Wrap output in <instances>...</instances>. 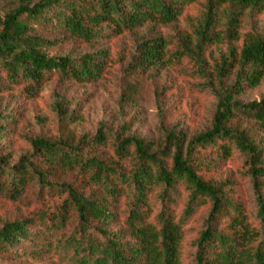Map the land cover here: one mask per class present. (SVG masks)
<instances>
[{
    "label": "trees",
    "instance_id": "1",
    "mask_svg": "<svg viewBox=\"0 0 264 264\" xmlns=\"http://www.w3.org/2000/svg\"><path fill=\"white\" fill-rule=\"evenodd\" d=\"M192 10L198 15L190 16ZM262 14L264 0H19L0 17V71L29 101L53 78L87 85L106 74V51L50 55L62 40L34 34L38 29L95 44L144 25H174V38L144 37L128 67L144 71L189 57L200 77L208 75L206 51L228 46L212 71L213 118L196 136L164 129L163 142L154 147L143 138L115 137L101 125L92 137L68 133L33 139L35 153L49 170L75 173L82 183L54 188L46 172L35 171L44 205L29 218L3 223L0 253L31 262L55 258L52 264H182L186 226L208 208L192 243L193 264H264V95L246 104L238 100L264 79V34L248 32L240 49L233 46L244 19ZM171 45L178 49L168 55ZM55 108L66 120L61 103ZM241 120L248 121L247 128ZM0 131L1 139V125ZM108 148L111 155L104 157ZM233 150L252 182L256 221L229 197L226 184L205 177L229 161ZM30 178L23 159L12 169L0 168V195L19 200ZM121 200L127 210L123 229L112 231L110 207Z\"/></svg>",
    "mask_w": 264,
    "mask_h": 264
},
{
    "label": "rangeland",
    "instance_id": "2",
    "mask_svg": "<svg viewBox=\"0 0 264 264\" xmlns=\"http://www.w3.org/2000/svg\"><path fill=\"white\" fill-rule=\"evenodd\" d=\"M18 5L19 0H0V17ZM189 15L194 17L198 12L192 10ZM181 24L182 22L178 27ZM177 29L174 25H144L133 33L115 36L95 44L63 38L59 31L38 29L34 34L46 39L62 40L49 49L50 55L106 51V74L100 81L87 85H78L72 81L60 82L53 78L44 84L38 98L32 101L24 99L19 89L8 85L5 74L0 71L3 88L0 93V125L5 129L0 139V168L12 169L23 159L31 174L28 189L22 198L11 202L0 195V227L7 221L29 218L35 210L43 207L39 197V178L35 171L46 172V181L54 185V188L63 183L75 186L82 183L75 173L49 170L46 163L35 153L31 145L33 139L54 140L68 133L74 138L92 137L96 135L98 127L103 125L112 131L115 137L143 138L157 147L163 142L164 129L182 131L187 138H191L210 126L216 98L209 86L215 84L212 71L219 64L220 56L227 54L226 44L206 51L208 75L202 77L195 73V62L189 57L180 61L168 60L144 71L128 67L144 37L174 38ZM251 31L264 34V14L244 19L240 39L234 42L233 46L240 49L246 33ZM177 49L176 45L168 46L167 54L171 55ZM263 95L264 79L258 87L247 89L238 100L246 104L259 100ZM57 103H61L65 113L62 116L66 117V120L59 119L55 108ZM236 123L237 121H234L232 125ZM240 124L243 128L249 125L245 120H241ZM261 147L264 151V144ZM102 154L109 157L111 149H105ZM124 168L130 171L132 166L126 164ZM246 169L241 155L233 150L229 161L205 177L214 183L226 184L229 197L240 203L251 219L256 221L257 206ZM262 194L264 196V188ZM110 208L115 215L111 230L123 229V221L127 215L125 201L121 200ZM207 215L208 208L201 210L187 224L189 233L183 243L182 264H193L195 248L192 243L203 228ZM21 252L16 250L17 256ZM55 261L56 259L52 258L31 262L0 253V264H52Z\"/></svg>",
    "mask_w": 264,
    "mask_h": 264
}]
</instances>
